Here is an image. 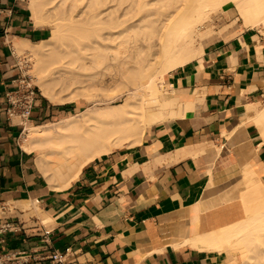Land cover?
Segmentation results:
<instances>
[{"label":"crops","instance_id":"0c3cea01","mask_svg":"<svg viewBox=\"0 0 264 264\" xmlns=\"http://www.w3.org/2000/svg\"><path fill=\"white\" fill-rule=\"evenodd\" d=\"M219 12L198 56L164 76V106L140 142L97 156L57 189L3 107L19 78L14 43L51 30L35 26L26 0H0V222L9 226L0 253L17 264H224L225 251L192 242L244 219L242 194L256 181L264 189V21L245 25L232 3ZM81 102L38 95L28 124L57 123Z\"/></svg>","mask_w":264,"mask_h":264},{"label":"bare ground","instance_id":"6f19581e","mask_svg":"<svg viewBox=\"0 0 264 264\" xmlns=\"http://www.w3.org/2000/svg\"><path fill=\"white\" fill-rule=\"evenodd\" d=\"M226 3L247 26L264 21V0H30L33 23L49 25L51 37L14 43L18 57L28 53L26 74L49 102L88 105L57 123L26 124L22 148L37 155L51 187L67 188L89 161L140 142L164 106V76L198 56L202 28ZM108 86L118 87L120 102L99 99ZM242 200L244 219L192 244L225 251L224 264H264L261 184Z\"/></svg>","mask_w":264,"mask_h":264},{"label":"built area","instance_id":"2783aa9c","mask_svg":"<svg viewBox=\"0 0 264 264\" xmlns=\"http://www.w3.org/2000/svg\"><path fill=\"white\" fill-rule=\"evenodd\" d=\"M26 61L18 64L19 78L12 90L5 93L4 112L10 124H16L25 130L28 124L31 111L36 105L37 96L41 95L38 88L32 84L31 77L26 74ZM5 204L0 203V214L5 211ZM9 230V226L0 222V233ZM53 260L60 263L57 255L52 256ZM18 257L11 253H0V264H17Z\"/></svg>","mask_w":264,"mask_h":264},{"label":"rangeland","instance_id":"374dc122","mask_svg":"<svg viewBox=\"0 0 264 264\" xmlns=\"http://www.w3.org/2000/svg\"><path fill=\"white\" fill-rule=\"evenodd\" d=\"M27 2H28V4H29V2H30V0H26ZM29 7H30V5H29ZM220 13L221 12H218V13H216L214 16H213V18H212V21L208 24V26L211 28L212 26H214V24H215V22L217 21V19H218V16L220 15ZM31 19H32V15H31ZM33 21V20H32ZM45 24L47 25V24H49L50 23V19H47V18H45ZM47 22V23H46ZM46 27V26H45ZM48 28H50L49 27V25L47 26ZM50 30H51V28H50ZM50 37H51V35H50ZM49 37V38H50ZM48 38V39H49ZM46 41V40H45ZM43 42V41H42ZM39 43H41V42H39ZM28 55V53H26V54H24V55H21V56H19V60H20V63H22L23 61H25V60H27V56ZM24 56V57H23ZM24 58H26V59H24ZM27 65H30L31 66V63L30 62H27V64H26V71L27 70H31V68H29V69H27L28 67H27ZM31 82H32V84L33 85H35L36 86V79L34 78V76H32L31 77ZM37 87V86H36ZM119 90H118V87H116V86H108L107 88H106V90L105 91H102V92H99V96H101L99 99H104V98H107V99H111V98H113V101H112V103L114 102V103H118V102H120L121 101V98L119 97ZM82 102V104L84 103V106L86 107V106H88L87 104H86V102L84 101V100H81Z\"/></svg>","mask_w":264,"mask_h":264}]
</instances>
